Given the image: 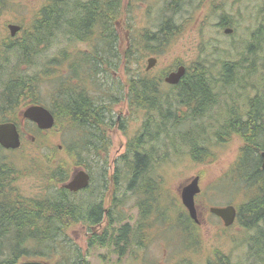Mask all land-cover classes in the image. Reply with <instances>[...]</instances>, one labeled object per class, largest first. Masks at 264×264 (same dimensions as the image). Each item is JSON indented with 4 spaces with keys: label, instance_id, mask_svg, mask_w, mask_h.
Returning <instances> with one entry per match:
<instances>
[{
    "label": "trees",
    "instance_id": "obj_1",
    "mask_svg": "<svg viewBox=\"0 0 264 264\" xmlns=\"http://www.w3.org/2000/svg\"><path fill=\"white\" fill-rule=\"evenodd\" d=\"M12 1L0 0V15ZM69 1L47 0L46 5L34 15L28 26L20 25L21 30L16 36L11 35L9 25V35L0 34V77L7 67L8 71L13 67L10 65L12 62L9 55L17 60L14 71L11 74L5 73L6 83L0 84V89L3 88L0 90V123H15L22 134L24 119L17 112L23 107L43 105L41 95L45 91V82L50 81L54 87L49 94V109L56 121L54 129L65 127L70 132L77 125L76 130L82 135L84 144L82 148L75 144L70 147L51 146L46 140L48 132L40 130L28 120L25 121L34 128L35 142L39 145L37 159L32 161L30 156H26L24 162L29 163L26 168L47 185L48 191L34 197L25 196L13 182L19 174L12 168L0 169V264H18L20 259L44 260L49 264L55 255L56 259H61L58 264H87L80 248L73 245V241H69L68 232L79 223L85 224L87 228L100 225L103 205L96 201L92 205L86 203V206L76 203L85 199L91 200L92 196L74 194L65 189L64 185L71 179L76 168L87 166L80 160L81 152L87 148L91 151L93 144L96 148L101 147L104 140L102 135L116 123L112 116L116 103L114 95L102 97L103 100L98 102L89 90L94 85L103 88L109 75L113 78L111 74L119 70L118 65L125 68L127 74L128 105L145 115L141 135L130 142L133 146L130 147L132 159L127 164L131 167L133 176L129 190L142 179L149 166L150 156L138 152L137 149L147 143L160 142V136L171 132L167 131L168 127L173 126L175 131L173 140L177 137L184 145L191 143L190 154L196 161H208V149L200 144V137L206 134L207 128L200 124L186 133L179 129L186 125L187 118H192L193 122L206 119L207 112L214 110L220 103L225 104L226 99H231L232 89H241L239 85L246 80L245 75L241 81L236 79L238 70H251L253 75L257 70V58L256 63L246 68V60L240 62L238 69L237 63L223 62L220 72H217L219 63L208 65L200 60L188 66L185 77L175 86L166 84L164 79L181 65L180 62L176 61L167 68L165 76L154 75V71L147 72L148 59L152 55L158 56L161 49L164 50L172 43L177 31L182 30V25L178 26L176 18L182 14L185 1L187 6L198 0H156L161 7L155 31L140 29L132 23V17L126 20L128 35L123 39V51L118 26L123 21L125 0L78 1L72 5H69ZM134 2L139 1L130 0L128 7L132 8ZM68 12L72 14L71 17H68ZM220 12L222 16L217 27L225 33L231 22H228L229 16L224 8ZM60 34L67 41L87 43L92 49L88 52L74 50L72 54L70 51H61L57 59L48 62L55 64V70H51V65L47 64L40 75L26 73L25 68H41L42 52L61 43ZM255 40L258 41L259 37H255ZM262 50L264 48H258V51ZM246 51L255 55L254 50L247 48ZM112 58L119 60L114 67L110 62ZM186 107L191 110L188 117L182 114ZM245 111L241 114L239 109H229L228 118L223 122V130L219 133L223 136L237 134L245 142L240 149L234 172L240 183L239 187L246 191L247 199L239 210L238 218L247 228L256 230L254 245L258 257H261L264 256V230L260 227L264 225V170L261 158V153L264 152V96L254 97L247 103ZM152 112L156 115L153 116ZM31 127L28 129L33 130ZM24 143L25 139L22 146ZM22 146L12 151H20ZM43 150L47 152H42ZM61 155L67 158L62 163L58 161ZM84 169L90 171L88 168ZM100 176L99 180L94 178L99 184L104 181V176ZM115 183L119 185L118 181ZM153 185L150 180L147 186L144 184L142 191L149 193L152 190L150 194L160 195ZM42 187L46 191V187ZM248 191L251 193H247ZM174 199L177 200V205L178 196H174ZM142 211L148 213L147 210ZM182 221L185 224L187 218H182ZM188 223L186 227H197L191 221ZM177 224L175 220L172 225L174 232L182 233ZM129 229V225L122 227L118 235L109 241L106 236L93 235L90 246L114 244L122 252L129 244ZM44 249L51 252L45 253ZM227 262L226 258H221L215 264H228Z\"/></svg>",
    "mask_w": 264,
    "mask_h": 264
},
{
    "label": "rangeland",
    "instance_id": "obj_2",
    "mask_svg": "<svg viewBox=\"0 0 264 264\" xmlns=\"http://www.w3.org/2000/svg\"><path fill=\"white\" fill-rule=\"evenodd\" d=\"M78 1L89 0H70L69 5ZM138 1L133 3L132 8L128 7L130 0H125L123 4L126 8L123 21L118 26L122 37V51L123 39L126 34L128 35L126 20L132 17V23L140 29L148 28L155 31L158 27L157 15L159 16L160 3L156 0ZM46 3L47 0H13L9 7L1 12L0 34L9 35L7 29L9 24L28 26L34 15ZM221 8H224L225 13L229 16L228 22H231V26L228 28L233 29L230 35L225 34L224 30H219L217 27L222 16ZM182 14L176 18L178 26L182 25V30L177 31V36L172 38V43L164 50L161 49L158 56L152 55L158 57V66L153 72L154 75L163 76L167 68L176 61L187 66L200 60L208 65L219 63L217 72H220L223 62L237 63L238 69L240 62L246 60L244 63L246 68L250 64L256 63L257 58L256 73L253 75L251 70L246 72L244 71L246 69L238 70L236 79L241 81L243 76H246L244 84L238 86L241 89L237 88L236 91L232 89L231 99L228 101L226 99L225 104L224 102L220 103L214 110L207 112L206 119L193 122L192 118H187L186 125L179 129L186 133L200 124L207 128L206 134L200 137L202 139L200 144L208 149L207 153L210 155L208 161H196L190 154L191 143L184 145L177 137H174V142L173 133L175 131L173 126L168 127L167 131L171 132L160 136L162 138L160 142L147 143L143 147L139 146V150L137 149L138 152H143L150 158L147 172L141 180L134 184L132 191L128 186L133 173L127 164V161L131 162L132 159L130 147L133 146L130 142L141 135L145 115L142 111H137L128 105L127 74L121 65H118L119 70L111 74L113 78L109 75L103 88H99L98 85L90 87L91 95L95 96L98 102L103 100L102 97L114 95L116 103L113 106L112 116L116 123L102 135L103 146L99 147L98 145L99 148H96L92 143L91 151L87 148L80 154L82 164L87 165L83 167L93 172L95 180H99L98 177L103 175L105 182L100 181L101 184H99L94 181L92 190L82 194L92 196L91 200L85 199L76 203L86 206V203L92 205L95 201L102 202L107 210L106 219L92 232L83 223H79L68 232L69 241H73L72 244L80 248L87 264H215L221 258H226L228 264H264V256L258 257V251L254 245V239L257 237L256 230L247 228L239 221V218L233 225L226 227L210 212V208L234 206L239 213L241 206L247 201L246 191L239 187L240 183L234 174L238 165L240 149L245 142L237 134L229 133L223 136L219 132L223 130L222 125L228 118L229 109L235 110L236 108L240 110L239 113L244 114L248 102L256 96H264V61L262 60L264 59V50L258 51V48H264V33L261 34L264 32L262 31L264 28V0L194 1L186 6V26L183 23ZM71 15L68 12V17ZM258 31L259 33H257ZM255 37H259V40L256 41ZM59 40L61 43L50 46L49 49H44L42 52L41 68L35 67L33 70L25 68V72L29 75H40L42 68L47 64L51 65V70H55V64L48 62L51 59H57L61 51H70L72 54L74 50L88 52L92 49L87 43L67 41L61 34ZM247 48L254 50L255 55L249 54L246 51ZM9 58L12 62L10 65L13 67L11 71H8V67L3 71L0 77L1 85L7 81L5 73L11 74L14 71V66L17 65V60H14L12 55H9ZM110 62L114 67L119 60L112 58ZM44 88L41 102L43 106L49 108V94L53 92L54 87L48 81L45 82ZM1 89L3 90V88ZM25 109L26 107H23L17 113ZM190 112L191 110L187 107L182 110V114H186L187 117ZM154 114L155 112L153 116ZM29 127L31 126L24 122L23 130L27 134L22 150L7 151L0 147V169L5 167L14 169L19 174V177L13 181L16 188L23 195L34 197L47 192L48 187L30 173L31 171L26 168L29 163L24 162L26 156H30L32 161L38 157L36 155L39 144L35 140L34 128L31 127L33 130H29ZM76 127L75 130L68 132L65 127L54 129L56 128L54 126L53 129L46 131L48 132L46 140L51 146L70 147L71 144H75L82 148L83 137ZM32 136L35 138L32 139ZM42 152H47V150ZM66 159L61 155L58 161L62 163ZM70 169L73 170V167L70 166ZM195 177L200 178L201 193L198 196V204L200 212L203 213L202 226L192 229L186 227L185 250L184 238H182L185 236L183 233L174 232L172 224L175 218L172 217L171 212L177 213H175V217L183 216L184 210L181 211L178 203L175 205L177 200L174 199V196L180 198L182 187L188 185ZM150 180L154 184L152 187L156 186L160 195L157 193L158 196H156V193H153V196L150 194L153 192L152 190L149 193L142 191L144 184L147 186ZM115 181H118L119 185ZM42 186L46 187V191ZM153 197L159 199H152ZM150 202L152 208L156 203L157 217H152L153 215H149L139 208V204H141L142 208L146 210ZM127 225L130 226L129 244L122 249V252H119L114 244L90 246L89 242L93 235L106 236V240L109 241L118 235V231L122 227ZM260 227L264 230V225H260ZM44 250L45 253L51 252ZM55 257L57 255L49 264H58L61 261ZM24 261L26 260L20 259L18 264Z\"/></svg>",
    "mask_w": 264,
    "mask_h": 264
},
{
    "label": "water",
    "instance_id": "obj_3",
    "mask_svg": "<svg viewBox=\"0 0 264 264\" xmlns=\"http://www.w3.org/2000/svg\"><path fill=\"white\" fill-rule=\"evenodd\" d=\"M57 2H62L64 0H53ZM11 35L15 36L21 29L18 25H9ZM226 33H231V30H226ZM157 60L151 58L149 60L148 69H151ZM186 73L185 66H180L177 71L170 73L166 77V82L171 85H177L180 83L181 79ZM24 116L27 119L38 124V127L42 130H50L55 125V117L46 107L43 106H31L25 112ZM0 145L5 149L16 150L21 147V136L18 131V127L13 123H3L0 124ZM262 156V168L264 170V152ZM90 185V175L81 170L76 173L75 177L66 184L65 188L72 192H77L82 189L88 188ZM201 192L200 178H193L188 185L182 189L181 198L184 206L190 213L192 219L197 220V209L195 198ZM211 212L221 217L227 227L234 224L237 217V210L234 206H228L225 208H211ZM21 264H45L41 261H26Z\"/></svg>",
    "mask_w": 264,
    "mask_h": 264
},
{
    "label": "flooded vegetation",
    "instance_id": "obj_4",
    "mask_svg": "<svg viewBox=\"0 0 264 264\" xmlns=\"http://www.w3.org/2000/svg\"><path fill=\"white\" fill-rule=\"evenodd\" d=\"M182 15H183V17H184V21H183V23L185 24V26H186V1H185V3H184V7H183V11H182ZM227 29H230V28H227ZM232 31H233V29H232ZM158 58V57H157ZM185 65V64H184ZM157 66H158V63H157ZM157 66H155L153 69H151V70H147V72L149 73H152L154 70H155V68L157 67ZM180 66V65H179ZM178 66V67H179ZM186 66V65H185ZM174 71V70H173ZM188 72V69H186V73ZM186 73H185V75H186ZM166 73H164V75H165ZM185 75H184V77H185ZM175 86V85H174ZM23 111V110H22ZM22 111H20L19 112V116L20 117H23V119H24V122L26 121V119L24 118V116H23V113H22ZM120 119V118H119ZM26 132H25V130H23L22 131V134H21V140H23L24 139V137L26 136ZM32 139H34L33 137H32ZM88 173L90 174V177H91V181H90V186L87 188V189H82V190H80V191H77V192H72V193H74V194H81V193H84V192H87V191H91L92 190V185H93V182H94V178H95V176L93 175V172L92 171H88ZM72 176H74V174L72 175ZM183 188V187H182ZM130 191H132V190H130ZM181 191H182V189H181ZM181 198V197H180ZM179 198V199H180ZM178 199V200H179ZM147 201H149V200H147ZM195 201H196V209H197V220H194V219H192L191 218V216H190V213L188 212V210L186 209V207L183 205V202H182V199H180L179 200V202H178V206L180 205V207H181V209H183L184 210V213H183V216L182 217H175L176 216V212H171V214H172V217L173 218H175L174 219V221L176 220V221H179V223L177 224V226L178 227H180V231L184 234V249L186 250V226L189 224L188 223V221H191L193 224H195V226H197V227H201L202 226V220H201V218H202V216H203V213L202 212H200V210H199V204H198V195L196 196V199H195ZM98 203H100V202H98ZM102 203V202H101ZM103 205V215H102V223H103V221L106 219V214H107V210L105 209V207H104V203L102 204ZM156 205V203H154V205H153V208H152V204H151V202L149 203V206L146 208V210L148 211V214L150 215H153L152 217H157L158 215H157V206H155ZM139 208L142 210L143 208H142V206H141V204H139ZM211 212V211H210ZM176 213V214H175ZM212 215H214L215 217H217L219 220H220V222L221 223H223L224 225H225V222H224V220L221 218V217H219V216H217L216 214H214V213H211ZM182 218H187V221H186V223L184 224V221H182ZM168 219V218H167ZM166 219V220H167ZM158 220L160 221V217L158 218ZM101 223V224H102ZM100 224V225H101ZM173 224H174V222H173ZM172 224V225H173ZM100 225H98V226H92V227H90V228H88L89 229V231L90 232H92L93 230H94V228H96V227H99ZM166 227V226H165ZM170 227V226H169ZM172 227V226H171Z\"/></svg>",
    "mask_w": 264,
    "mask_h": 264
},
{
    "label": "bare ground",
    "instance_id": "obj_5",
    "mask_svg": "<svg viewBox=\"0 0 264 264\" xmlns=\"http://www.w3.org/2000/svg\"><path fill=\"white\" fill-rule=\"evenodd\" d=\"M73 174L76 175V172H74Z\"/></svg>",
    "mask_w": 264,
    "mask_h": 264
}]
</instances>
